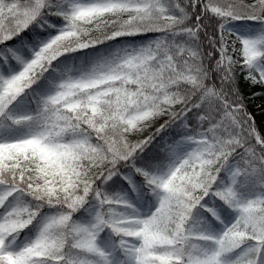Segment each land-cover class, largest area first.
<instances>
[{
    "label": "snow or ice",
    "instance_id": "6c2138e0",
    "mask_svg": "<svg viewBox=\"0 0 264 264\" xmlns=\"http://www.w3.org/2000/svg\"><path fill=\"white\" fill-rule=\"evenodd\" d=\"M252 96L264 0H0V264H264Z\"/></svg>",
    "mask_w": 264,
    "mask_h": 264
},
{
    "label": "trees",
    "instance_id": "16d2710c",
    "mask_svg": "<svg viewBox=\"0 0 264 264\" xmlns=\"http://www.w3.org/2000/svg\"><path fill=\"white\" fill-rule=\"evenodd\" d=\"M242 88L245 92L249 91L246 85H242ZM255 91L259 92V89H256ZM249 109L257 117L258 121L261 118H264V96L250 97Z\"/></svg>",
    "mask_w": 264,
    "mask_h": 264
}]
</instances>
